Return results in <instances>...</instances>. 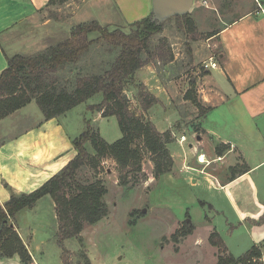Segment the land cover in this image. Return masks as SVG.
Listing matches in <instances>:
<instances>
[{
    "label": "crops",
    "instance_id": "obj_1",
    "mask_svg": "<svg viewBox=\"0 0 264 264\" xmlns=\"http://www.w3.org/2000/svg\"><path fill=\"white\" fill-rule=\"evenodd\" d=\"M48 2L50 0H0V74L8 68V58L20 55L11 56L3 40L37 21L39 11ZM87 3L106 4L115 9L119 21L111 20L104 25L132 24L151 16L153 10V0H88ZM195 8L194 20L200 32L211 33L209 40L216 51L210 53L198 46L193 52L194 66L197 68L199 63L209 62L214 57L219 67L204 69V75L192 82H197L198 98L209 109L200 121V134L196 135L198 148L190 144L192 151L181 157L179 163L172 157L175 167L190 175L194 188L201 189V194H211L213 221L216 217L224 222L220 230L216 226L212 228L221 235L229 253L240 258L254 247L264 245V16L258 13L255 0H195L190 13ZM46 24L50 31L54 30L53 34L61 30L58 21L48 20ZM72 29L67 27L61 36L57 32L55 37L61 38L58 37L55 45L69 39ZM173 61H157L164 65L159 70L148 64L135 76L136 82L159 100L149 111H144V115L156 127L162 124L161 133H173L175 125L186 119L172 102L178 92L171 85L174 78H169ZM136 91L132 86L126 94L129 100L135 99V95L138 99ZM186 93L182 103L191 104L185 98ZM32 104L3 121L14 127L9 133L16 128L22 130L0 141L2 206L12 194H29L39 189L77 154L76 138L68 133L64 123L73 110L47 121ZM158 113L166 116L164 120L156 118ZM177 133L187 135V132ZM180 138L179 146L188 142V137L183 143ZM201 153L213 161L210 167L197 162ZM46 198L50 197H44L36 207L23 210L11 221L32 256V264H41V258L32 248L33 230L28 225L36 219L32 214ZM0 264L24 263L18 255L4 257L0 254Z\"/></svg>",
    "mask_w": 264,
    "mask_h": 264
},
{
    "label": "rangeland",
    "instance_id": "obj_2",
    "mask_svg": "<svg viewBox=\"0 0 264 264\" xmlns=\"http://www.w3.org/2000/svg\"><path fill=\"white\" fill-rule=\"evenodd\" d=\"M87 2L88 0H50L44 5V9L39 11L37 21L28 23L11 34L10 38L3 40L4 47L11 56L16 54L25 57L36 56L45 49L55 46L58 37L66 32L67 27L74 28L93 20H97L104 27H109L110 30L117 28L126 32L132 30L133 25L128 23L104 25L111 20L119 21L115 9L109 5L106 7V4L96 6ZM195 12L196 8L190 14L199 39L194 41L193 34H188L181 27V21L174 17L164 23L162 33L153 36L151 50L144 54V59H148L155 68L158 70L163 68V64H158L155 53L161 41L165 39L166 52L171 50L174 56L173 72L169 78H174L175 82L171 85L176 87L178 92L172 102L186 118L184 122L179 121L175 125L174 136L172 135L174 143L168 145L171 155L175 156L178 163L181 157L192 151L189 148L190 144L198 148L196 135L200 134L198 128L203 117L192 103H182L184 94L191 89L193 80L199 79L205 73V63H199V68L194 66V49L199 46L210 53L216 51L209 40L211 33L207 30L200 32L193 17ZM48 20L60 22L61 30L53 34L54 30L50 31L51 28L46 24ZM57 32L59 36L56 38ZM91 39L98 42L80 62L69 65L52 76L56 78L55 83L60 87L73 89L81 77L104 74L118 57L120 49L103 41L100 34H92ZM132 86L136 88L138 97L142 95L143 85L138 84L135 79L127 87L126 93L130 92ZM102 100V95H97L69 114L64 123L71 136L74 138L81 136L86 130L85 119H88L94 130L108 143L112 144L121 138L116 118H105L102 113L88 111L90 105L99 104ZM198 101L200 102L199 98ZM32 105L41 114L36 103L33 102ZM140 106L141 101L135 95V99L130 100L131 110L149 120ZM165 117L163 113H158L156 118L164 120ZM4 120H0V141L7 140L22 130L16 128L9 133L14 127L4 123ZM157 129L161 132L164 127L159 123ZM177 131L187 132L188 142L185 145L177 144L181 136ZM86 147L92 155L97 154L91 143ZM124 175L117 162L111 158L103 159L97 169L86 166L79 171L78 180L83 184L103 182L108 190L105 201L109 215L96 225L86 226L80 236L82 242L79 238H73L65 241L64 248L60 246L57 236L59 223L53 208V199L49 196L50 198L39 203L32 214L36 219L28 227L33 230L34 236L32 235L30 242L33 239L32 248L36 255L40 256L41 264H218V249L211 245L209 238L214 232L212 227L216 226L220 230L224 222L216 217L213 221L215 213L209 204L211 194L207 192L201 194V189L194 188L190 175L180 172L175 167V161L170 173L156 177L153 156L149 153H145L143 157L142 170L128 175L127 184L123 180ZM188 231L192 233L183 236V233ZM259 250L260 257L255 258L251 264H264V245Z\"/></svg>",
    "mask_w": 264,
    "mask_h": 264
},
{
    "label": "trees",
    "instance_id": "obj_3",
    "mask_svg": "<svg viewBox=\"0 0 264 264\" xmlns=\"http://www.w3.org/2000/svg\"><path fill=\"white\" fill-rule=\"evenodd\" d=\"M176 19L181 21V27L188 34H193L194 41L200 38L195 32L190 13L176 16ZM131 25L133 27L130 32L120 28L110 30L93 20L75 26L69 39L41 54L8 58V68L0 74V120L35 102L44 118L49 121L101 94L102 102L90 105L88 111L102 113L105 118L115 117L122 137L110 144L94 130L91 121L85 119V132L74 140L76 156L39 189L29 194H12L4 206L0 204L2 256L18 255L24 264H32V256L11 220L15 221L23 210L33 209L46 196H50L55 204L59 223L57 236L62 248L65 241L73 238H79L82 242L80 236L86 226L96 225L109 215L105 201L108 190L103 182L83 184L78 180V173L84 167L92 166L97 169L103 159H114L125 174L123 180L127 184L128 175L142 170L143 157L145 153H149L153 156L156 177L172 171L174 159L168 145L174 143L173 133H161L152 121L135 114L126 97V89L135 79L136 73L150 64L148 59H144V54L150 52L153 36L162 33L165 25L153 22L152 15ZM96 33L101 35L103 41L120 49L118 57L104 74L81 77L73 89L60 87L52 76L67 66L80 62L98 42L91 39V35ZM166 45L167 42L163 39L155 53L158 61L170 62L174 59L171 50L166 52ZM196 86V83H191V89L185 98L204 116L209 109H205L198 101ZM141 91L143 93L138 99L142 109L147 112L159 100L144 86ZM88 143L96 150V155L89 152L86 147ZM191 233L192 231L184 232L183 236ZM209 241L218 249V264H251L261 255L260 247H254L242 257L235 258L216 230L210 235Z\"/></svg>",
    "mask_w": 264,
    "mask_h": 264
},
{
    "label": "water",
    "instance_id": "obj_4",
    "mask_svg": "<svg viewBox=\"0 0 264 264\" xmlns=\"http://www.w3.org/2000/svg\"><path fill=\"white\" fill-rule=\"evenodd\" d=\"M194 3L195 0H153L152 21L160 25L176 16L187 15Z\"/></svg>",
    "mask_w": 264,
    "mask_h": 264
},
{
    "label": "built area",
    "instance_id": "obj_5",
    "mask_svg": "<svg viewBox=\"0 0 264 264\" xmlns=\"http://www.w3.org/2000/svg\"><path fill=\"white\" fill-rule=\"evenodd\" d=\"M256 4L258 5V13L264 16V4L262 0H255ZM219 67L218 62L214 59L211 58L209 62L205 63V69L206 70H211V69H216ZM187 137L185 135L181 136L180 142H186ZM197 162L200 165H204L205 168L210 167L213 163V161H210L205 153H201L197 156ZM204 172V170H202Z\"/></svg>",
    "mask_w": 264,
    "mask_h": 264
}]
</instances>
